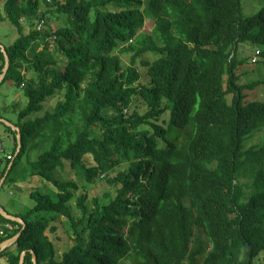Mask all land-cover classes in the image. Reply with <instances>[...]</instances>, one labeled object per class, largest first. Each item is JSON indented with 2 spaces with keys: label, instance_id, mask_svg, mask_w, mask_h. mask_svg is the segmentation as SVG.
Masks as SVG:
<instances>
[{
  "label": "trees",
  "instance_id": "1",
  "mask_svg": "<svg viewBox=\"0 0 264 264\" xmlns=\"http://www.w3.org/2000/svg\"><path fill=\"white\" fill-rule=\"evenodd\" d=\"M4 21L16 36L2 45L9 66L0 84L13 78L27 103L13 125L20 148L5 157L2 186L23 189L28 180L33 205L15 215L22 231L0 215L17 226L0 245L21 231L0 258L258 264L264 142H246L264 127V99L246 102L244 90L255 83L239 84L237 70L239 45L260 47L264 59V6L245 17L241 0H0ZM145 54L155 58L143 61ZM137 60L147 67L146 84ZM3 69L0 51V76ZM135 99L143 114L129 113ZM100 179L111 192L89 207L87 190ZM59 218L73 245L58 256Z\"/></svg>",
  "mask_w": 264,
  "mask_h": 264
},
{
  "label": "rangeland",
  "instance_id": "2",
  "mask_svg": "<svg viewBox=\"0 0 264 264\" xmlns=\"http://www.w3.org/2000/svg\"><path fill=\"white\" fill-rule=\"evenodd\" d=\"M264 6V0H241L242 14L245 17H251L252 15H256L261 8ZM149 23L145 24V29L141 30L143 32L149 31ZM15 32L14 28L7 22H0V44L7 45L14 38ZM134 44V43H133ZM136 46H140L135 43ZM260 47L251 44H243L239 45L238 48V60L244 61V63L238 68L237 73L240 77L239 84L246 85L250 83H255V87L250 90H244V94L246 95V102L251 100L262 101L264 99V59L261 57L259 53ZM130 58V54L121 56V60L124 64L128 62ZM155 56L145 54L142 56L141 60L143 61H152ZM141 60H137L136 67L140 74L139 83L146 84L149 82L147 75V67L142 66L140 64ZM24 73V71H22ZM225 77V76H224ZM225 79V78H223ZM230 99V98H229ZM56 100L49 101L46 105V109H52L55 105ZM27 103L26 98L23 96V92L21 88L17 87V81L13 78H10L5 81V83L0 84V115L10 124L14 125L18 122V112L25 108ZM141 102L137 99L133 101L131 104L130 112L135 109L139 114H143L145 112V108L141 107ZM166 117V116H164ZM161 124V122H158ZM0 142L4 149V152L0 154V168L3 169L6 165L5 156L7 154H12L17 147V143L14 140L13 133L8 130L5 125L0 124ZM264 142V127L257 131L253 137L246 142V145L252 146L256 144H261ZM33 156V155H32ZM65 179H70L75 181L76 185L83 184L84 182L76 180L77 177L74 173H67L62 175ZM1 180V179H0ZM34 182V181H33ZM24 188L22 189L20 184H10L6 182L2 188L0 189V205L4 207V209H14L17 213L27 214V211L30 207H32L33 202L30 199V186L28 185V180H24ZM43 193L48 192V187L40 188ZM81 189L77 191L80 192ZM104 192H111L110 186L106 181L100 179V181L96 182L94 185H90L87 190V200L86 204L91 207L92 199L99 198L100 202H105L106 199L103 196ZM52 197L55 198L56 194L52 191ZM69 207L75 218L81 217V213L79 209L76 207V198L72 200L69 204ZM66 220L64 218H59L52 225L56 226L57 234L60 236V242H58V256L66 251L70 246L73 245V241L69 238L66 233L65 226L63 222ZM9 230V229H8ZM7 230V231H8ZM12 230V229H11ZM9 230V231H11ZM6 231V232H7ZM50 235V233H49ZM52 237V236H51ZM264 253H262L257 260L258 264H263L264 262ZM3 259L0 258V263H2Z\"/></svg>",
  "mask_w": 264,
  "mask_h": 264
},
{
  "label": "water",
  "instance_id": "3",
  "mask_svg": "<svg viewBox=\"0 0 264 264\" xmlns=\"http://www.w3.org/2000/svg\"><path fill=\"white\" fill-rule=\"evenodd\" d=\"M0 51L3 53V56H4V69H3L2 75L0 76V81H1L4 78L5 74L7 73L8 66H9V60H8V56H7V54H6V52H5V50H4V48H3L2 45H0ZM0 121L3 122L5 125L9 126L12 130H15L16 131V133H17V135H16V139H17V152H18V150L20 148V134H19L18 128L14 127L12 124H10L9 122H7L6 120L0 119ZM4 180H5V177H2L1 180H0V189H1V186H2V184L4 182ZM0 215L3 216L4 218H6L8 220H11V221H14L16 223H22L23 226H22L21 231L25 228V225H24V223H23V221L21 220L20 217L11 216V215L7 214L5 211H2L0 213ZM21 231L19 233H17L16 236L13 238L14 241H16V239L20 236ZM11 240L12 239L5 241L4 244H3V246L5 245V247H7V244ZM24 255H25V252L21 253L20 259H19V264H23L24 263ZM31 255H32V260L35 261V255L33 254L32 251H31Z\"/></svg>",
  "mask_w": 264,
  "mask_h": 264
},
{
  "label": "built area",
  "instance_id": "4",
  "mask_svg": "<svg viewBox=\"0 0 264 264\" xmlns=\"http://www.w3.org/2000/svg\"><path fill=\"white\" fill-rule=\"evenodd\" d=\"M3 152H4V150H3V147H2L1 142H0V154H2ZM13 156H14L13 154H7L5 157L7 160H11ZM1 177H2V169L0 168V179H1ZM0 211H1V207H0ZM10 227L11 226L7 222L0 221V237H4L5 231L7 229H10ZM3 248H4V246H3V244H1L0 249H3Z\"/></svg>",
  "mask_w": 264,
  "mask_h": 264
},
{
  "label": "crops",
  "instance_id": "5",
  "mask_svg": "<svg viewBox=\"0 0 264 264\" xmlns=\"http://www.w3.org/2000/svg\"><path fill=\"white\" fill-rule=\"evenodd\" d=\"M3 120H5L4 118H3ZM0 207H1V205H0ZM2 211H5L7 214H9V215H11V216H15L16 214H18L14 209H4V207H3V205H2ZM8 223V222H7ZM9 224V223H8ZM11 227H10V229L9 230H11V229H17V226H13V225H11V224H9ZM8 230V231H9ZM10 246V245H9ZM8 247V246H7ZM6 248V247H5ZM0 264H8L7 263V261L5 260V259H3V261H2V263H0Z\"/></svg>",
  "mask_w": 264,
  "mask_h": 264
},
{
  "label": "bare ground",
  "instance_id": "6",
  "mask_svg": "<svg viewBox=\"0 0 264 264\" xmlns=\"http://www.w3.org/2000/svg\"><path fill=\"white\" fill-rule=\"evenodd\" d=\"M2 212V208H1V211H0V213ZM22 229V228H21ZM8 230V229H7ZM6 230V231H7ZM6 231H5V234H6ZM8 240H10V239H8ZM7 241V240H6ZM13 238H12V240L7 244V246H9V245H11L12 243H13ZM12 242V243H11ZM15 242V241H14ZM4 244V243H3ZM4 248H5V245H4Z\"/></svg>",
  "mask_w": 264,
  "mask_h": 264
},
{
  "label": "clouds",
  "instance_id": "7",
  "mask_svg": "<svg viewBox=\"0 0 264 264\" xmlns=\"http://www.w3.org/2000/svg\"><path fill=\"white\" fill-rule=\"evenodd\" d=\"M4 249V248H3Z\"/></svg>",
  "mask_w": 264,
  "mask_h": 264
}]
</instances>
